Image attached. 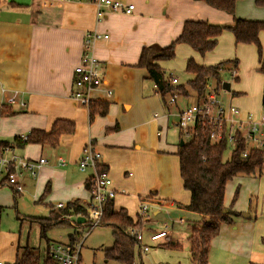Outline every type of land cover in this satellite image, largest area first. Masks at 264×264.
Instances as JSON below:
<instances>
[{"label":"crops","instance_id":"crops-1","mask_svg":"<svg viewBox=\"0 0 264 264\" xmlns=\"http://www.w3.org/2000/svg\"><path fill=\"white\" fill-rule=\"evenodd\" d=\"M117 1L133 4L134 10L131 13L105 10L98 16L97 7L88 0H0V141L13 143L33 130L50 132L58 120L75 125V131L62 135L57 146L27 143L16 148V154L22 158L32 161L45 158L47 163L35 176L23 173L20 177L22 192L17 193L12 186L0 184V257L7 264H14L25 253L30 254L22 258L26 260L25 264H44L48 241L51 245L69 242L72 228L64 236L63 231L56 232L62 227L50 229L45 237L46 245L39 248L24 245L21 234L12 230L18 226L22 230L26 220L39 223L38 218H50L59 203L67 206L78 201L86 206L91 197L88 184L92 170L81 171L78 162L89 143L101 154V165L117 190L113 199L115 210H124L133 219L140 216V207L144 203L153 210V215L146 219L143 239V244L151 248L143 252L137 245V263L145 264L144 257L153 261L147 253L155 245L172 243L179 251L183 250L185 236H189V241L191 226L201 219L186 209L191 193L185 188L181 176L178 152L182 132L177 126V113L195 103L197 95L193 91L187 96L179 94L175 103H169V96L158 94L156 83L139 62L144 49L165 48L173 43L187 21L227 26L233 24L234 18L213 8L205 0ZM241 1L236 4L237 18L264 20L239 17ZM95 30L109 37L95 43L104 82L90 92L88 108L73 98L72 92L75 90V68L81 62L85 37ZM260 39L264 49V32ZM190 59L202 66L238 60L237 79L227 81L229 91L223 87L216 89L214 81L210 86L227 105H235L244 113L263 111L264 77L259 71L256 46L236 44L232 32L225 30L214 51L202 56L189 45L179 44L176 57L159 61V64L168 79L174 74L178 78L177 85H182L187 84L191 76L188 75L186 82L175 72H184ZM108 91L112 94L108 95ZM12 99L16 102H11ZM92 103L106 105V112L91 113ZM59 157L68 162L66 166L57 164ZM242 177L235 176L227 183L225 205L239 215V207L250 209L248 194L255 196L257 192L259 207L251 208L256 219L253 223H242L231 217L233 223L221 225L211 248L216 246L220 252H227L228 260L230 252L241 256L246 239L251 238L246 258L250 264H264V211L261 209L264 204V169L254 175L257 179ZM229 188H234L230 195ZM30 209L42 215L28 217L26 211ZM13 210L16 215L12 214ZM164 210L173 215L166 220L172 227L166 238L149 244V234L163 225L160 215ZM248 217L251 215L244 218ZM11 224L15 227L8 229ZM183 226L190 235L184 234L183 237L182 231H177ZM179 232L182 237H178ZM91 234L84 242L81 264H84L83 252ZM113 245L103 244V260L107 264H123L106 257L105 251ZM188 247L190 252V241ZM210 251L207 264H211ZM192 262L194 264L193 259Z\"/></svg>","mask_w":264,"mask_h":264},{"label":"trees","instance_id":"trees-1","mask_svg":"<svg viewBox=\"0 0 264 264\" xmlns=\"http://www.w3.org/2000/svg\"><path fill=\"white\" fill-rule=\"evenodd\" d=\"M215 9L224 11L233 16L232 25L211 24L202 21H187L181 35L169 46L165 48L150 47L144 49L139 65L146 67L150 78L158 85L162 97L178 92L180 95H188L193 91L198 100L205 97L211 81L215 82L216 89L223 87V73L236 68L238 60L223 61L213 66H202L190 59L186 67V73L191 76L187 84L172 85L168 81L166 71L160 66L159 61L172 60L176 57V47L179 44H187L200 55L204 56L215 50L219 37L223 31L232 32L236 44H251L257 47L260 69L264 77V49L261 44L260 34L264 32V21L247 20L235 16L236 4L240 0H205ZM258 5H264V0H257ZM237 77H234L236 80ZM96 106V108H95ZM101 108V110H99ZM106 112V105L98 103L91 104L90 112ZM2 112V114H4ZM11 113V112H9ZM214 127L211 123L203 121L197 123L190 129V135L181 133L183 144L179 148V158L181 176L185 188L191 193L190 203L186 209L201 216L200 221L191 226L190 253L195 264H207L212 241L219 234L221 223H233L232 211L225 205V193L227 183L238 174L254 176L260 174L264 169V151L262 149L251 148L247 150V145L237 137L236 142L229 141L231 128L225 126L223 137L218 142L213 141L212 132ZM75 125L67 120H58L50 132L43 130H33L29 133L26 141L18 137L13 143L0 141V145H10V147H22L27 143L40 144L42 146H57L59 139L64 134H72ZM229 145L233 150L229 158H225V153ZM247 151V155L244 153ZM100 162L98 170L106 172ZM92 180L88 184L89 191L92 190ZM49 190L46 188L45 193ZM114 198L106 199L104 203V215L102 225L112 230L114 245L107 249L106 257L115 259L123 264L137 263V241L130 234L132 227L139 228L143 224V218L138 215L133 219L124 210H115ZM86 206L78 201L69 203L65 208L54 210L50 218H38L41 234L46 237L47 232L53 228H72L83 226L86 222H79V216H85ZM76 217L77 221H72ZM175 244L167 243L165 246L175 247ZM51 243H47V254L44 264L52 263L50 256ZM176 248V247H175ZM141 250V249H140ZM27 255V256H26ZM30 254L25 253L17 259L14 264H25L22 258H27Z\"/></svg>","mask_w":264,"mask_h":264},{"label":"built area","instance_id":"built-area-1","mask_svg":"<svg viewBox=\"0 0 264 264\" xmlns=\"http://www.w3.org/2000/svg\"><path fill=\"white\" fill-rule=\"evenodd\" d=\"M93 3L98 10V16L103 15L104 11H123L131 13L134 10L133 4H124L117 0H88ZM107 34L102 35L96 30L89 32L84 40L83 54L80 64L75 68L74 84L76 91L72 96L80 101L84 106H89L91 98L90 92L100 88L103 85L104 78L101 70V64L95 54V43L101 38H108ZM237 69L230 71L231 76H237ZM169 80L172 85L178 84V78L171 74ZM155 87H159L156 84ZM112 92L108 91V95ZM179 93L174 92L169 94V103L176 102ZM14 102V99L11 100ZM24 105L23 102H21ZM177 126L181 132L189 136L190 129L197 123L207 121L214 127L212 132L213 141L218 142L223 137L225 126L231 128L229 141L236 142L237 137L243 140L247 145V150L251 148L262 149L264 151V109L260 113L242 112L234 105L226 106L224 102L216 94L213 87L209 85L208 91L202 100H198L187 106L182 111L177 113ZM29 133L22 135V141H26ZM247 155V151L244 153ZM101 162V154L96 151L93 144L89 143L83 150L79 160V168L81 171L92 170L91 182L93 184L90 192V200L86 204V215L80 216L85 218L83 226H76L73 223L74 231L67 244L55 243L50 247V256L52 263L49 264H81L82 249L84 242L89 233L97 226L102 225L104 215V203L108 198H115L117 190L113 187V181L106 172L98 170V165ZM47 163L45 158H40L38 161L27 160L16 154V149L10 145H0V184H7L13 187L15 192L19 193L23 190L20 177L24 172H29L35 176L38 169ZM67 161L59 157L57 164L66 166ZM63 203L56 205V208H65ZM150 212V206L146 203L140 207V215L144 220L147 219ZM130 234L140 243V248L143 252L150 249L149 245L143 244L144 234L141 230L132 227ZM167 230L152 232L149 236L154 243L160 239L166 238ZM0 264H7L0 257Z\"/></svg>","mask_w":264,"mask_h":264},{"label":"rangeland","instance_id":"rangeland-1","mask_svg":"<svg viewBox=\"0 0 264 264\" xmlns=\"http://www.w3.org/2000/svg\"><path fill=\"white\" fill-rule=\"evenodd\" d=\"M239 8H240V13H241V16H239V17H258V18L264 19V5H258L257 0H242ZM237 10L238 9H236V11ZM236 11H235V13H236ZM242 19H244V18H242ZM256 21H264V20H256ZM173 72H175V71H173ZM175 73L183 76L185 81L187 79H189V77H188L189 74L186 73V70L184 72L176 71ZM228 80L234 81V78L231 76L230 71H226L223 73V83L227 82ZM75 91H76V87H75V90L72 92V94ZM76 100H78V99H76ZM225 101H227V100L225 99ZM14 102H16V99H14ZM224 104L226 106L231 105V104L227 105L226 103H224ZM85 107L89 108V106H85ZM237 108H239V107H237ZM232 150H233V146L229 145V147L227 148V151L225 153L226 159L229 158V156L232 153ZM241 175L243 176L242 178L250 177L253 179H257V177L246 176L244 174H238L236 177H241ZM233 189L234 188H229V191H228L229 195L232 194L231 192L233 191ZM234 193H235V190L233 192V195H234ZM257 196H258L257 192L255 193V196L253 195V193L248 194L247 198H248V201L250 203V209L249 210L241 209L239 207L237 209V211H238L237 213H239V215H237L235 212L231 213V215H232L231 217L234 218L235 222L237 220H240L239 222H242V223H253L255 221L256 213H254V211H251V208L255 209L256 207H259V203L257 202L258 201ZM261 209H262V211H264V204H263V207ZM152 211L153 210L150 208V212L148 214L149 216H150V214L153 215ZM26 213H27L26 215L28 217L33 216V215H35V216H41L42 215L41 212H38V213L33 212V209L27 210ZM12 214L16 215L14 210L12 211ZM245 215H251V217L250 218L249 217L244 218ZM160 216H161V219L164 220L163 225L158 230L152 231V232H157V231L163 230L164 228H166V230L168 231V229L170 227H172V225H170V223L166 222V220H170L171 217H173V215L169 214L166 210H164ZM72 221L76 222L77 221L76 217H73ZM145 222H146V220L143 219L142 226L137 228V229L141 230L143 232V234H144V230H145ZM225 223L226 222H223V223H221V225L225 224ZM25 224L26 225H24L22 230H20L19 226L16 227L14 230H12L14 233H18V234L20 233L21 234L22 240H24V242H25L24 245H26V243H27L33 247L36 246L37 248H39L40 246H45L47 240L41 234L40 224L36 223V222L30 223V221H28V220L25 221ZM14 227H12V224H11L8 229H12ZM68 230L71 232L70 228H58L56 232L58 234H60L61 231H63V236H64V233L68 232ZM179 230L182 231L183 237H184V234L190 235V232L187 231V228H185V226L180 227V229H178L177 231H179ZM72 231H74V229H72ZM91 232H92V234L89 236V238L86 242V248L83 252V262H84V264H107L103 260V253H102L103 251H102L101 247L103 246V244H104V246H107L108 244H112V243L114 244L113 236H112V230L109 227L97 226ZM150 234H149V236H150ZM177 235H178V237H182L180 232ZM187 237H189V236H187ZM187 237L185 236L184 242H183V248H184V245H186V247L180 251L178 249H176L175 247L155 245L156 247H153V249L147 253L153 257V261H152V259L150 261V259L144 257L145 264H174L177 262H179L181 264H193L192 259H191L192 257L190 255L191 253L189 252V247H188L189 241H188ZM246 237H247V235H246ZM154 242L155 241L150 240L149 244L154 243ZM250 242H251V238H247L245 241V245L243 247V253H242V255H244L245 257L242 255L241 256L235 255V254H232V252H230L228 255V260H227V252H220L218 247L213 246L211 248V251H210L211 252V254H210L211 264H215V263L216 264H250V262L246 258V257H248V251L250 250V248H249ZM163 243L164 242H161V244H163ZM138 246L140 247V243H138ZM150 248H151V246H150ZM144 255H146V254H144ZM138 257L139 256H137V261H139ZM114 264H116V262H114Z\"/></svg>","mask_w":264,"mask_h":264},{"label":"water","instance_id":"water-1","mask_svg":"<svg viewBox=\"0 0 264 264\" xmlns=\"http://www.w3.org/2000/svg\"><path fill=\"white\" fill-rule=\"evenodd\" d=\"M223 88L227 91L230 90V83L229 82H224L223 83ZM183 144V140L181 141V145ZM225 212L228 211V209L224 210ZM78 221L79 222H85V218L84 217H78Z\"/></svg>","mask_w":264,"mask_h":264}]
</instances>
